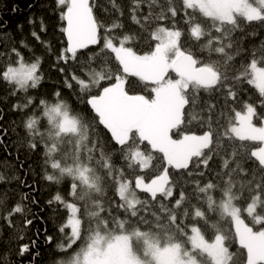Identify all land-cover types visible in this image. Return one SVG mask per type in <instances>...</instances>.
<instances>
[{"label":"snow or ice","instance_id":"1","mask_svg":"<svg viewBox=\"0 0 264 264\" xmlns=\"http://www.w3.org/2000/svg\"><path fill=\"white\" fill-rule=\"evenodd\" d=\"M56 4L67 40L57 60L67 63L70 53L81 68L88 66L86 79L76 69L71 79L79 86L78 99L94 113L73 112L57 92L55 102L40 101L46 130L41 131L35 116L26 123L33 137L29 147L37 149V136L44 144V163L52 170L44 178L70 182L73 202L57 193L49 204H65L69 213L59 228L71 229L69 243L60 247L80 244L58 264H264V126L254 123V119L264 123V100L257 110L253 103L238 99V85L245 79L264 97V52L254 53L250 63L236 68L234 54L227 51L232 44L226 43L231 31L241 26L239 18L264 23V0H133L134 23L141 24L136 15L141 5L149 9L142 25L149 32V50L142 55L127 46L135 39L130 35L120 37L118 44L116 37L105 35L98 52L83 51L101 43L103 26L94 14L95 5L90 0H56ZM112 4L119 10L115 0ZM201 16L210 23L201 21ZM120 27L114 23L106 31ZM32 35L40 39L35 32ZM151 41H156L154 46ZM198 48L208 56L201 58ZM12 53L21 55L16 48ZM96 63L99 69L93 67ZM38 68V60L21 61L20 67H7L2 77L20 89L36 88L41 81ZM58 70L67 75L64 67ZM130 77L143 82L151 95L136 94ZM66 84L75 90L70 81ZM201 89L224 99L215 118L216 132L212 130L216 103L205 102L200 114H193ZM238 103H243L242 110L234 107ZM194 122L205 128L202 134L184 131L185 124ZM100 126L110 134V141L100 133ZM246 141L262 146L250 150ZM109 143L114 147L109 148ZM115 146L124 162L119 167L113 161ZM155 153L162 154L163 170L146 182L137 169L154 168ZM216 157L223 160L217 180H192L190 189L175 180L170 183L169 169L182 170L181 177H203ZM248 162L254 171L243 166ZM125 167L135 176V189L151 199L137 197ZM4 179L0 176V181ZM113 190L118 200L109 196ZM149 208L148 215L141 214ZM22 211L19 204L12 210ZM233 245H238L235 251ZM27 250L25 245L20 252Z\"/></svg>","mask_w":264,"mask_h":264},{"label":"trees","instance_id":"2","mask_svg":"<svg viewBox=\"0 0 264 264\" xmlns=\"http://www.w3.org/2000/svg\"><path fill=\"white\" fill-rule=\"evenodd\" d=\"M160 2L164 3L166 0H160ZM177 2L179 3V0ZM90 3L95 5L94 14L103 26L99 32L101 43L89 46V49L83 51L98 52L102 47L105 35L116 37L117 44L120 37L133 36L135 39L130 41L127 46L132 47L137 54L141 55L149 50V32L142 27L143 16L147 15L149 11L147 4L141 5L137 10L136 15L141 20V24H137L132 20L133 0H115L119 10L113 7L112 0H90ZM195 15L200 16L198 12ZM200 19L205 23H210L202 16ZM239 19L241 26L232 30L226 41V43L232 44V48L227 51L234 54L232 63L236 68H240L246 62L250 63L254 53L258 56L264 52V23H249L243 18ZM114 23H120L122 27L106 31V28H110ZM160 23L168 25L167 21ZM62 25L65 23L60 19V10L56 0H0V176L5 178L0 181V201H2L0 202V264H58V261L65 259L67 254L77 250L80 244V241H77L70 249L60 247L69 243L70 229L65 228L64 232L59 230L60 226L66 223L69 213L65 204L56 202L49 204V201L59 193L66 202H73V197L70 195V182L65 179L60 183H53L44 178L46 172L50 173L52 170L44 163L43 141H40L38 136L35 137L38 147L37 149L30 148L29 143L33 137L29 135L26 128L28 119L35 116L39 119L38 127L41 131L46 130L47 121L42 119L40 101L55 102L57 92L60 93L59 99L68 102L73 112H86L94 115L91 108L78 99V96L81 95L79 86L75 85V81L71 79L73 69H76V74L86 79L85 74L89 70L88 66L85 65L81 68L73 61L70 53L67 63L57 60L67 45L61 31ZM183 26V22H181V27ZM33 32L40 37L39 40L32 35ZM151 43L154 46L156 41H151ZM13 48L20 52V57L12 53ZM197 54L201 58L208 56L206 50L200 51L199 48ZM213 56L215 57L216 54L213 53ZM37 60L39 61L38 75L41 76V81L36 88L20 89L14 83L3 79L2 73L7 67L14 66L21 61L24 64H30ZM81 61H83V57H81ZM112 63L115 66L114 59ZM58 66L67 69V75L60 72ZM93 67L99 69L100 65L96 63L93 64ZM169 75L175 77V73ZM129 79L136 85L133 89L136 94L151 95L138 78L130 77ZM66 80L74 85L75 90L67 86ZM238 89V99L241 102L253 103L257 110L261 109L260 101L264 100V97L260 96L259 91L253 85L248 84L245 79L238 85ZM92 91L95 92L96 89L93 88ZM198 96L199 99L192 110L195 115H199L201 109L206 107L205 102L217 104V111L213 114L214 127L212 129L216 132L215 118L219 115V109L223 106L224 99L213 93L212 90L204 89L199 91ZM29 98L32 100L31 104L27 103ZM234 107L237 110H242L243 103L235 104ZM232 115L234 116V113ZM254 123L260 124L261 121L254 119ZM183 127L184 131L192 134H202L205 130L195 122L191 125L185 124ZM222 131L220 129L221 134ZM100 133L106 135L109 141L111 140L110 134H107L103 126H100ZM173 135H175V130ZM243 143L250 150L261 146L256 141ZM108 147L112 148L114 144L109 143ZM115 147L117 151L113 153V161L119 167L124 162L119 154L118 146ZM228 152L230 156L231 149ZM223 154L224 150L221 149V156ZM154 156L158 158L152 162L155 165L154 168L145 169L143 172L137 169V173L143 176L146 182H150L158 172L163 170L162 154L155 153ZM222 164L223 160L220 157L214 158L211 167L205 170L207 175L203 177H187L186 175L181 177L179 172L182 170L169 169L170 183L175 180L179 185L190 189L192 185L189 182L192 180L207 182L212 179L215 181L218 179L217 171L223 172ZM231 166L235 167V164ZM243 166L254 171L250 162L244 163ZM124 171L126 178L131 180V188L137 197L151 199L148 194L135 189V176L132 171L127 167L124 168ZM239 178L247 180L251 179V175L247 177L241 175ZM175 191L178 193L180 187H177ZM219 195L220 193L217 192V199ZM109 196L118 200L114 190L109 192ZM163 202L168 203L167 200ZM17 204L23 209L20 213L12 212ZM105 207L107 208V204ZM155 210L159 211V205H156ZM151 211L152 209L149 208L148 212L141 214L148 215ZM113 212H116L115 208H113ZM9 213L12 214L9 216ZM244 218L247 223L253 224L246 213ZM28 220H31L32 223L28 224ZM253 226L260 227L259 225ZM211 236V231H208L207 238L210 239ZM48 237L52 238L51 241ZM25 245L28 250L21 254L20 249ZM237 248L238 245H233L232 250L235 251Z\"/></svg>","mask_w":264,"mask_h":264},{"label":"rangeland","instance_id":"3","mask_svg":"<svg viewBox=\"0 0 264 264\" xmlns=\"http://www.w3.org/2000/svg\"><path fill=\"white\" fill-rule=\"evenodd\" d=\"M12 67H20V62H18L16 65L12 66ZM17 86V85H16ZM19 88V86H17ZM255 87V86H254ZM256 126H264V123H260V124H256ZM262 146V145H261ZM67 222V220H66ZM70 229V228H69ZM70 235H71V229H70Z\"/></svg>","mask_w":264,"mask_h":264},{"label":"water","instance_id":"4","mask_svg":"<svg viewBox=\"0 0 264 264\" xmlns=\"http://www.w3.org/2000/svg\"><path fill=\"white\" fill-rule=\"evenodd\" d=\"M65 23V22H64ZM64 26H66V24L64 25ZM65 37V36H64ZM65 40H66V37H65ZM66 43H67V40H66ZM90 46H93V45H90Z\"/></svg>","mask_w":264,"mask_h":264}]
</instances>
